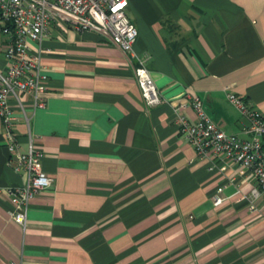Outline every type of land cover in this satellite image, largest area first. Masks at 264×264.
<instances>
[{
  "label": "crops",
  "instance_id": "crops-1",
  "mask_svg": "<svg viewBox=\"0 0 264 264\" xmlns=\"http://www.w3.org/2000/svg\"><path fill=\"white\" fill-rule=\"evenodd\" d=\"M126 13L162 102L145 107L135 59L93 30L54 24L42 43L45 104L28 124L14 112L20 147L30 135L53 181L30 201L24 231L0 193V264H264L253 174L231 162L210 170L174 111L196 94L219 128L247 137L226 91L264 115V0H128ZM3 134L0 118V186L20 185Z\"/></svg>",
  "mask_w": 264,
  "mask_h": 264
},
{
  "label": "built area",
  "instance_id": "built-area-1",
  "mask_svg": "<svg viewBox=\"0 0 264 264\" xmlns=\"http://www.w3.org/2000/svg\"><path fill=\"white\" fill-rule=\"evenodd\" d=\"M127 6L128 0H0V33L6 37L2 49L6 67L0 70V118L7 163L15 172L24 174L22 184L0 186V193L9 196L13 204L11 217L23 231L27 227L30 201L48 188L53 178L43 171L44 152L36 147L30 135L26 148L20 147L14 131V112L17 107L28 124L34 111L45 104L47 75L42 70V43L54 24L64 23L75 31L99 33L137 62L133 71L145 107L163 100L144 60L134 51L138 32L127 16ZM226 97L246 119L243 133L247 137L219 128L205 112L202 100L191 93L174 106L175 123L197 157L208 161L210 170L217 162H231L253 174L257 185L251 189L248 202L249 209L255 211L257 200L264 196V115L231 90L226 91ZM187 107L195 113L192 120L182 113ZM222 200L215 196L213 204L219 205Z\"/></svg>",
  "mask_w": 264,
  "mask_h": 264
}]
</instances>
